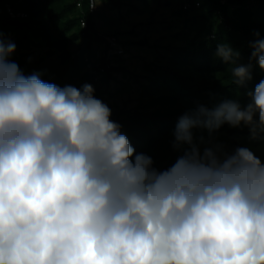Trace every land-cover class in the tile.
<instances>
[{"label": "clouds", "instance_id": "9594fccd", "mask_svg": "<svg viewBox=\"0 0 264 264\" xmlns=\"http://www.w3.org/2000/svg\"><path fill=\"white\" fill-rule=\"evenodd\" d=\"M251 47L264 70V39ZM15 50L0 33V264H264V161L244 146L201 150L193 136L225 123L264 136V80L243 109L226 100L185 113L173 147H188L158 170L91 85L25 75ZM250 69L232 75L243 83Z\"/></svg>", "mask_w": 264, "mask_h": 264}, {"label": "trees", "instance_id": "16d2710c", "mask_svg": "<svg viewBox=\"0 0 264 264\" xmlns=\"http://www.w3.org/2000/svg\"><path fill=\"white\" fill-rule=\"evenodd\" d=\"M88 0H84L83 13L76 7L75 0H0V33L7 41L12 34L27 39L28 32L35 37L46 38L49 51L45 59L14 61L25 75L40 73L45 82L63 88L78 89L89 84L95 92L105 85L110 88L112 72L118 70L114 59L119 55L100 57L103 73L91 74L86 68V58L92 59L90 45L94 40L105 42L107 36L98 34L94 15L88 11ZM120 6V0H105ZM144 4L155 3L158 7H173L185 29L194 31V36L185 46L171 50L163 62L152 64L146 83L139 87L138 103L123 110L112 121L121 125L135 154L150 156L158 170H166L183 155L187 145L174 148V131L179 119L198 106L213 109L230 100L243 109L251 103L250 92L264 80L262 70L251 54V45L264 39V0H141ZM9 4L24 10L26 18L12 17L7 12ZM98 6V5H97ZM119 8V7H118ZM134 13L140 11L136 9ZM84 17L86 26L81 27ZM47 23L56 25L64 33L52 39ZM186 33V32H184ZM259 33L257 37L255 34ZM109 36V35H108ZM187 36V35H185ZM83 37L85 44L75 50L68 46ZM188 38V36H187ZM144 44V43H143ZM227 45L239 56L225 63L218 55V46ZM251 65V79L237 82L232 75L235 66ZM107 89V88H106ZM225 123L211 134L205 128L193 129L194 141L201 146L200 138H209L225 133L223 150L231 153L242 146V139L251 136L249 127L230 128ZM258 138L264 136L258 135Z\"/></svg>", "mask_w": 264, "mask_h": 264}, {"label": "rangeland", "instance_id": "374dc122", "mask_svg": "<svg viewBox=\"0 0 264 264\" xmlns=\"http://www.w3.org/2000/svg\"><path fill=\"white\" fill-rule=\"evenodd\" d=\"M120 1V6H115L108 1L97 0L98 12L94 14L98 34L115 36L125 50V54L114 59V64L119 69L112 72L110 88L105 85L99 92L94 91V96L111 109V119L116 118L123 110L137 105L139 87L146 83L144 75L150 73L152 64L162 63L165 55L172 54L173 48L189 44L194 36V31L185 29L174 14L173 7L161 8L155 3L144 4L141 0ZM136 9L140 12L134 13ZM47 27L52 39L72 33H64L61 28L51 23H47ZM7 41L16 45V50L11 55L15 60L45 59L49 51L46 38L35 37L32 32H28L27 39L12 34ZM83 43L85 44V40L81 37L68 48L72 51ZM103 46L104 40H94L89 47L90 53L101 55ZM229 127L234 129L245 125ZM226 139L225 133L219 134L209 138L200 148L203 150L216 144L223 147V141ZM240 143L264 161V138L253 139L252 136H246Z\"/></svg>", "mask_w": 264, "mask_h": 264}, {"label": "built area", "instance_id": "2783aa9c", "mask_svg": "<svg viewBox=\"0 0 264 264\" xmlns=\"http://www.w3.org/2000/svg\"><path fill=\"white\" fill-rule=\"evenodd\" d=\"M75 3L80 13H83L84 0H75ZM87 3H88L87 5L88 11L90 14L94 15L95 13L98 12L97 0H88ZM7 12L12 17H21V18L27 17V13L24 10L12 4H9L7 6ZM80 24L81 27L86 26V20L84 19V17L80 18ZM102 48L103 49L101 51V55L100 54L97 55L96 53L94 58L92 57V59L89 58L85 59V61L87 62L86 68L91 74H99L105 71V69L102 67L101 61L99 60L101 56L106 55L107 58L108 57L113 58V56H117V55L122 56L123 54H125V50L121 45L120 41L113 35L107 36L105 38L104 46Z\"/></svg>", "mask_w": 264, "mask_h": 264}]
</instances>
